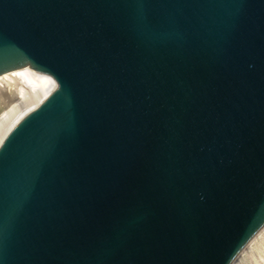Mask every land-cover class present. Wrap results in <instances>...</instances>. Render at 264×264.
<instances>
[{
	"label": "water",
	"instance_id": "95a60500",
	"mask_svg": "<svg viewBox=\"0 0 264 264\" xmlns=\"http://www.w3.org/2000/svg\"><path fill=\"white\" fill-rule=\"evenodd\" d=\"M55 86L0 138V264H231L264 225V0H0V74Z\"/></svg>",
	"mask_w": 264,
	"mask_h": 264
},
{
	"label": "bare ground",
	"instance_id": "6f19581e",
	"mask_svg": "<svg viewBox=\"0 0 264 264\" xmlns=\"http://www.w3.org/2000/svg\"><path fill=\"white\" fill-rule=\"evenodd\" d=\"M55 83V78L49 73L32 69L29 66H20L1 73L0 138L38 100L45 96L55 86Z\"/></svg>",
	"mask_w": 264,
	"mask_h": 264
},
{
	"label": "rangeland",
	"instance_id": "374dc122",
	"mask_svg": "<svg viewBox=\"0 0 264 264\" xmlns=\"http://www.w3.org/2000/svg\"><path fill=\"white\" fill-rule=\"evenodd\" d=\"M254 236L252 241L242 248L231 264H264V225Z\"/></svg>",
	"mask_w": 264,
	"mask_h": 264
}]
</instances>
